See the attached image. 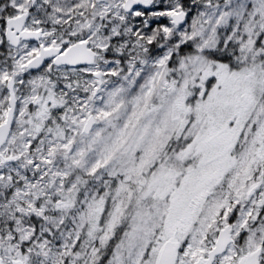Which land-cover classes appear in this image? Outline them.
Listing matches in <instances>:
<instances>
[{"label":"snow or ice","instance_id":"1","mask_svg":"<svg viewBox=\"0 0 264 264\" xmlns=\"http://www.w3.org/2000/svg\"><path fill=\"white\" fill-rule=\"evenodd\" d=\"M0 264H264V0H0Z\"/></svg>","mask_w":264,"mask_h":264},{"label":"rangeland","instance_id":"2","mask_svg":"<svg viewBox=\"0 0 264 264\" xmlns=\"http://www.w3.org/2000/svg\"><path fill=\"white\" fill-rule=\"evenodd\" d=\"M0 51H3V49H0Z\"/></svg>","mask_w":264,"mask_h":264}]
</instances>
